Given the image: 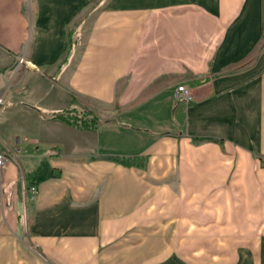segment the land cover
Returning <instances> with one entry per match:
<instances>
[{"label": "crops", "instance_id": "0c3cea01", "mask_svg": "<svg viewBox=\"0 0 264 264\" xmlns=\"http://www.w3.org/2000/svg\"><path fill=\"white\" fill-rule=\"evenodd\" d=\"M74 99L95 130L51 119ZM0 100V264L257 260L264 0H0Z\"/></svg>", "mask_w": 264, "mask_h": 264}, {"label": "rangeland", "instance_id": "374dc122", "mask_svg": "<svg viewBox=\"0 0 264 264\" xmlns=\"http://www.w3.org/2000/svg\"><path fill=\"white\" fill-rule=\"evenodd\" d=\"M107 5V4H106ZM103 9H106V7L103 5V6H101V3H99V4H96V5H93L92 4V6L89 8V10H90V18H91V23L94 21V17L101 11V10H103ZM88 14H89V12H88ZM88 17V16H87ZM79 22H81V19H78L76 22H75V24H74V28H73V30L71 31V32H74L75 31V28L76 27H78V25H79ZM22 60H24L23 58H20L19 59V64H23L24 62H22ZM15 68V66H12V70ZM44 77H48L47 76V74H45V76ZM49 87V86H48ZM52 87V86H51ZM53 88V89H52ZM51 88V91L49 92V94H48V97L50 98V97H53L54 96V94H55V91H53V90H55V87H52ZM59 89V88H58ZM53 93V94H52ZM59 93L61 94V96H63V93H62V90L61 89H59ZM58 101H59V104H60V106H62V105H64L63 104V100L61 99V98H59L58 99ZM76 105H78V109H81V110H88V111H90L88 108H86V107H84V106H82V105H80L78 102H77V100L76 99H74V101H73ZM93 114H94V116H96L97 118H98V120L100 119V117H99V115L97 114V113H95V112H93V111H91ZM103 130V129H102ZM263 160H264V157H262L261 158V164H262V166L264 167V164H263ZM263 228H264V225H263V223H261V224H259V226H258V228H257V230H253L254 232H255V234H254V232H251V236H247V238H245V242H247L245 245H246V247L248 248V247H251L253 250H255L254 251V253L253 254H255L256 255V257H257V260L255 261H252V262H250V264H258L257 262L259 261L258 260V257H259V252H260V249H258V243L257 244H255V241H257L258 240V238H260L259 236V234H260V232H264V230H263ZM246 233V235H248L249 233H247V232H245ZM242 235H243V232L242 231H240V230H236L235 232H232L231 233V235H228V236H226L225 238H227L229 241H219V242H221L220 244L222 245V246H220L219 245V247H216V244L215 243H209L208 242V244H206V245H208V246H210V247H208V252L209 253H213V254H220V258L222 257V256H225V255H229V254H231L232 253V249H234L235 250V252L234 253H237V251H239V250H241V249H243V247L241 246V245H239L238 243L241 241V240H243V238H242ZM245 235V236H246ZM264 235V234H263ZM208 237H210V235H207V236H205L204 238H207V239H211V238H208ZM244 237V236H243ZM240 238H242V239H240ZM218 239H223V237L222 236H220ZM205 242V241H204ZM244 242V241H243ZM228 244H230V246L228 245ZM232 248V249H231ZM264 255V254H263ZM222 259V258H221ZM221 259H219L218 260V263H215V264H243V263H232V262H222V260Z\"/></svg>", "mask_w": 264, "mask_h": 264}, {"label": "trees", "instance_id": "16d2710c", "mask_svg": "<svg viewBox=\"0 0 264 264\" xmlns=\"http://www.w3.org/2000/svg\"><path fill=\"white\" fill-rule=\"evenodd\" d=\"M51 119L59 120L80 130H95L100 124V119L91 111L81 110L75 104L51 114ZM119 161L126 163L129 159L118 158Z\"/></svg>", "mask_w": 264, "mask_h": 264}, {"label": "built area", "instance_id": "2783aa9c", "mask_svg": "<svg viewBox=\"0 0 264 264\" xmlns=\"http://www.w3.org/2000/svg\"><path fill=\"white\" fill-rule=\"evenodd\" d=\"M22 62H24V60H22ZM175 97L178 100H184L186 102H189L190 100L193 99L194 96H193L191 89L187 88L186 86H179L176 91ZM1 103H2V100H0V105ZM20 153L21 151H18L17 155H13V156H6L3 154H0V169H2L10 161L16 160ZM263 164H264V160H263ZM28 190L32 198L35 197L38 191L36 186L34 185H31L30 187H28Z\"/></svg>", "mask_w": 264, "mask_h": 264}]
</instances>
